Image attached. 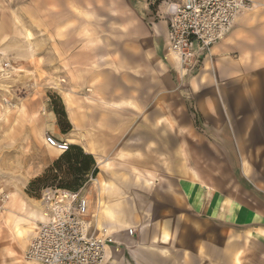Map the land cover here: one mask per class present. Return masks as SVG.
Instances as JSON below:
<instances>
[{"label":"crops","instance_id":"0c3cea01","mask_svg":"<svg viewBox=\"0 0 264 264\" xmlns=\"http://www.w3.org/2000/svg\"><path fill=\"white\" fill-rule=\"evenodd\" d=\"M24 1L68 66L58 94L71 131L57 119L43 130L96 161L82 195L92 228L114 236L105 264H264V84L244 82L264 69V19L241 13L183 77L170 0ZM39 203L5 206L25 253L49 221Z\"/></svg>","mask_w":264,"mask_h":264},{"label":"rangeland","instance_id":"374dc122","mask_svg":"<svg viewBox=\"0 0 264 264\" xmlns=\"http://www.w3.org/2000/svg\"><path fill=\"white\" fill-rule=\"evenodd\" d=\"M247 1L251 7L245 13L264 19V0ZM26 3L0 0V195H9L10 201L26 194L45 212L43 195L31 197L27 189L62 154L47 146L49 133L43 129L55 119L58 124L55 111L63 107L58 89L68 66L52 53L55 45L41 41L28 27L40 12L32 13L29 23L27 13L17 9ZM260 49L264 51V43ZM244 82L264 84V69ZM5 211L0 212V264L25 260L26 250L16 236L21 219L7 218Z\"/></svg>","mask_w":264,"mask_h":264},{"label":"built area","instance_id":"2783aa9c","mask_svg":"<svg viewBox=\"0 0 264 264\" xmlns=\"http://www.w3.org/2000/svg\"><path fill=\"white\" fill-rule=\"evenodd\" d=\"M251 6L247 0L167 1L169 53L174 56L183 77L198 66L202 55L233 30L237 18ZM45 142L61 153L71 144L47 134ZM0 195V212L9 201ZM47 223L41 224L30 241L25 260L39 264H105L114 236L105 228L94 230L87 218L88 205L79 192L48 189L43 194ZM128 235H133L132 229Z\"/></svg>","mask_w":264,"mask_h":264},{"label":"trees","instance_id":"16d2710c","mask_svg":"<svg viewBox=\"0 0 264 264\" xmlns=\"http://www.w3.org/2000/svg\"><path fill=\"white\" fill-rule=\"evenodd\" d=\"M58 125L64 134L71 131L65 107L55 111ZM98 174L96 161L90 154L76 145H71L69 151L62 153L46 169L41 177L29 184L27 193L31 197H40L44 190H62L79 192L85 185ZM43 193V194H42Z\"/></svg>","mask_w":264,"mask_h":264},{"label":"bare ground","instance_id":"6f19581e","mask_svg":"<svg viewBox=\"0 0 264 264\" xmlns=\"http://www.w3.org/2000/svg\"><path fill=\"white\" fill-rule=\"evenodd\" d=\"M48 147H49V146H48ZM7 203H8V202H7ZM7 203H6V205H7ZM6 205H5V206H6Z\"/></svg>","mask_w":264,"mask_h":264}]
</instances>
